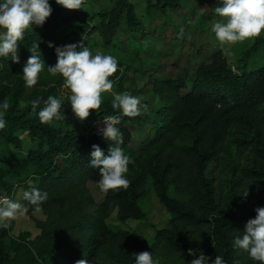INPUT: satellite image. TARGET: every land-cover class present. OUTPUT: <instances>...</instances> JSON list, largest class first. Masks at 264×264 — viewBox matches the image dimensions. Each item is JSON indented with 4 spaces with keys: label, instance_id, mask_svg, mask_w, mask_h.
I'll return each instance as SVG.
<instances>
[{
    "label": "trees",
    "instance_id": "trees-1",
    "mask_svg": "<svg viewBox=\"0 0 264 264\" xmlns=\"http://www.w3.org/2000/svg\"><path fill=\"white\" fill-rule=\"evenodd\" d=\"M187 1L145 0L146 15L150 20L157 14L164 17L170 10H181ZM106 2L109 11L91 12L89 20L83 21L79 9L67 10L51 0V16L43 26L27 31L21 41L20 63L0 59V101L7 99L10 104L6 128L0 130V197L10 198L17 189L48 193L37 237L14 238L9 227L0 228V264H77L81 259L87 264H134V254L145 251L156 254L160 264H190L198 258V250L211 261L219 255L225 264H258L247 253L234 250L232 242L255 218V209L264 207V66L250 71L245 67L259 48V37L238 61L239 74L217 51L192 79L147 78L146 86L157 101L150 115L124 116L112 108V95L104 93L98 112L90 110L89 117L80 121L68 104V90L60 76L50 77L45 69L38 84L28 90L22 68L35 43L48 67L57 63L55 47L76 44L93 51L98 45H92L91 38L96 34L102 52L118 55L123 66L112 78V91L128 93L127 73L141 70L127 57L133 54L139 65L147 61L138 58L135 42L129 41L123 49L116 36L122 25L132 30L141 23L131 0ZM95 20L97 25H91ZM75 23L65 42H59ZM190 24L185 20L176 38L183 37ZM49 43L55 47L49 48ZM49 95L64 97V119L45 125L32 111V102L40 100L38 112ZM109 116L118 118L116 127L124 140L120 147L130 157L129 186L107 192L104 201L96 203L87 186L98 185L100 179L99 170L89 167L92 146L98 145L107 155L113 145L94 135L90 122ZM147 121L151 122L147 136L132 149L128 125ZM149 190L170 216L168 226L156 230L151 242L108 226L111 211L122 225L147 224L141 202ZM28 209L25 214L30 217L33 211L31 206ZM189 249L197 256H189Z\"/></svg>",
    "mask_w": 264,
    "mask_h": 264
},
{
    "label": "clouds",
    "instance_id": "clouds-1",
    "mask_svg": "<svg viewBox=\"0 0 264 264\" xmlns=\"http://www.w3.org/2000/svg\"><path fill=\"white\" fill-rule=\"evenodd\" d=\"M55 3L67 10H78L82 9L85 0H55ZM214 12L220 19L212 24L211 31L221 45H236L264 33V0H218ZM51 14V0H0V59H10L19 64V46L25 33L32 31L34 26H43ZM48 47L55 46L49 43ZM28 50L31 55L22 68L25 88H34L45 69L50 77L60 76L63 87L68 90V104L80 121L89 117L90 110L98 112L104 93L112 95V108L121 111L124 116L134 118L147 110L148 106L139 97L112 91V78L120 70L116 56L99 50L93 52L88 46L70 44L55 47L57 63L46 67L41 59L39 43ZM63 99V96L49 95L38 112L40 100L32 102V111L41 124H55L64 119V112H61ZM9 108L7 99L0 101V130L6 128L5 114ZM118 122L117 117L109 116L103 121L104 127L98 130L103 139L113 145L107 155L98 145H93L89 157V167L99 170L98 187L105 193L126 190L129 186L130 157L120 147L124 140L121 130L116 127ZM247 195L248 188L242 196ZM23 200L26 204L9 199L0 201V228H8L12 220L29 210L28 206H31L33 214H40L42 205L48 200V193L32 188L23 193ZM255 212V218L247 221L243 231H238L241 235L234 237L232 247L247 253L254 262L264 264V207L256 208ZM198 251V258L192 259L190 264H210L211 258L205 256L202 250ZM188 255L195 257L197 251L189 249ZM77 264L87 262L81 259ZM134 264H160V261L156 254L145 251L134 254ZM211 264H225V261L222 256L216 255Z\"/></svg>",
    "mask_w": 264,
    "mask_h": 264
},
{
    "label": "rangeland",
    "instance_id": "rangeland-1",
    "mask_svg": "<svg viewBox=\"0 0 264 264\" xmlns=\"http://www.w3.org/2000/svg\"><path fill=\"white\" fill-rule=\"evenodd\" d=\"M141 1L143 2V0ZM132 2L134 3V6H136L135 11L143 22V26L146 29L151 30L148 24H146L147 18L143 13V5H139L140 2H137L136 0H133ZM217 4L218 0H188L181 10L173 12L169 11L165 17H162L160 20H158L156 24L161 22L159 30L166 28L167 31L162 33V40L159 39L158 41L160 52L162 53L163 57H157L153 61L149 60L145 62L144 65H139V63L135 61L134 58H132L133 54H129V57L127 58L130 60L132 59L134 67L141 70V73L138 71L134 72L133 70L129 71L127 73L125 85L129 94L130 92H135V96L139 97L141 102L148 106L147 110L142 111L140 116L150 115L152 109H154V106L157 103V101L154 100L150 87L146 86L147 78L149 77L159 78L162 75L170 79L177 77H186L187 79H192L195 71L201 65L208 63L210 56L217 51H220L223 57H225L228 64L231 66V70L233 69L232 72L234 74H239L238 61L242 59L245 51L250 49V47L253 45L255 38L243 43H238L236 45H221L216 40L215 34L211 31L212 24L220 19L213 12ZM110 7L111 6L106 2V0H100L96 3L92 2L91 0H85V5L79 10L82 20L88 21L90 15L93 12L102 13L109 11ZM201 9H203V13L201 12ZM204 19L207 20L205 21L204 25H202V21H204ZM185 20L191 23L190 29L183 37L176 38V31L178 30L177 28L179 25H183ZM97 23V20H95L91 22V25L95 26ZM76 25L77 24L75 23L71 28L67 27L64 34L58 38V41L64 43L66 37H69ZM146 32V30H143V32H139L137 35L144 39L146 34L143 33ZM131 33L132 32L127 28L122 27L119 31L116 41H125L126 39V41H132L130 40ZM259 39L260 45L255 53V56L249 59L245 65L246 70L248 71L264 66V33L259 36ZM91 40L92 45H98L97 47L95 46L93 48V51H102L100 48V40L96 34L92 36ZM127 44L128 43H126L125 46ZM125 46L123 49L126 48ZM149 48L150 47L147 46L144 51L148 53ZM159 48L156 47V44L154 43V51H158ZM142 54H144V52H142ZM114 56L118 58L119 71H122L123 66L120 64L119 56ZM239 63L241 65L243 64L242 62ZM128 126L133 137L130 147L132 149H137L142 140L147 136L148 130L151 127V122L147 121L141 124H130ZM19 137L21 138L23 145L27 146L24 136L19 133ZM87 186L96 203H102L105 199L106 193L100 191L97 184L88 183ZM15 191L17 192L8 199L22 204L23 193L25 191L23 192L20 189ZM171 194L179 200L184 199V197L178 196L174 192H171ZM5 199H7V197L4 195L0 197V201ZM141 206L147 214V224L144 222L128 221L126 224L122 225L116 220V212L111 211L110 217L106 221L108 226L112 230L121 229L131 233L133 236H139L146 241L151 242L154 238L156 230H162L168 226L170 216L157 201L151 190H149L148 195L141 202ZM44 220L45 218L41 213L32 214L29 217L24 212L11 221L9 225L10 235L16 238L19 235L27 234L29 239L32 240L39 235L40 230L38 224L44 222Z\"/></svg>",
    "mask_w": 264,
    "mask_h": 264
},
{
    "label": "crops",
    "instance_id": "crops-1",
    "mask_svg": "<svg viewBox=\"0 0 264 264\" xmlns=\"http://www.w3.org/2000/svg\"><path fill=\"white\" fill-rule=\"evenodd\" d=\"M133 0H131V3L134 5V3L132 2ZM137 2H140L139 3V5L140 4H142L143 5V7H144V14H145V16H146V18H147V23L146 24H148V26L151 28V30H148V29H146L144 26H143V22L141 21V19H140V17H139V15L137 14V12H136V14H137V18L139 19V21H140V26L139 27H137V28H135V29H132V30H129V31H131L132 33H131V39L130 40H134V42L136 43V45H134L133 47L135 48V51L136 50H139V52H138V58L139 59H145V58H147L145 61H149V60H151V61H153L155 58H157V57H159V58H161V57H163L162 56V53L160 52V48H159V45H158V41H159V39H161V36H162V33H165V32H167L166 31V28L165 29H160L159 30V27H160V24H161V22L160 23H158L159 24V26H158V24H156L157 22H158V20H160L163 16H161L160 14H157V15H155V17H154V19L153 20H150L148 17H147V15H146V5H145V0H143V2L141 1V0H136ZM134 7H136V6H134ZM110 9H111V7H110ZM109 9V10H110ZM136 9V8H135ZM171 12H173V11H179V10H170ZM169 13V11L166 13V14H168ZM166 16V15H165ZM164 16V17H165ZM122 27H125V25H122ZM121 27V28H122ZM182 27V25H179V27L177 28V29H180ZM126 28V27H125ZM143 30H146L147 32L146 33H143V34H146L144 37V39H142L141 38V36H138L137 34H139V32H143ZM119 34V33H118ZM118 37V35L116 36V38ZM140 39V40H139ZM127 40V39H126ZM118 41L117 43H121V48H123L124 46H125V44L126 43H128L129 44V41ZM162 40V39H161ZM161 40H160V42H161ZM154 43L156 44V47H158L159 49H158V51H154L155 49H154ZM127 46V45H126ZM147 46H149L150 48H149V50H148V53L146 52V51H144L145 49H146V47ZM142 52H144V54H142ZM162 76V75H161ZM165 77V76H164Z\"/></svg>",
    "mask_w": 264,
    "mask_h": 264
},
{
    "label": "built area",
    "instance_id": "built-area-1",
    "mask_svg": "<svg viewBox=\"0 0 264 264\" xmlns=\"http://www.w3.org/2000/svg\"><path fill=\"white\" fill-rule=\"evenodd\" d=\"M233 70V69H232ZM108 117H104V118H101V119H96V120H93L90 122V129L92 131V133L96 136H100L102 137V135L99 133V129L103 128L104 127V123L103 121L105 119H107ZM8 199V198H7ZM6 200V199H5Z\"/></svg>",
    "mask_w": 264,
    "mask_h": 264
}]
</instances>
